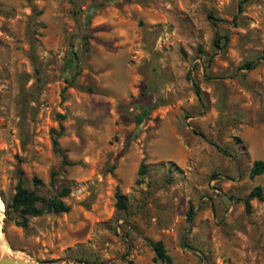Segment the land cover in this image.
<instances>
[{
	"label": "rangeland",
	"instance_id": "1",
	"mask_svg": "<svg viewBox=\"0 0 264 264\" xmlns=\"http://www.w3.org/2000/svg\"><path fill=\"white\" fill-rule=\"evenodd\" d=\"M239 1L0 0L5 254L264 264V172L249 175L264 159V0ZM19 178L46 197L67 187L70 210L23 215L10 206Z\"/></svg>",
	"mask_w": 264,
	"mask_h": 264
},
{
	"label": "trees",
	"instance_id": "2",
	"mask_svg": "<svg viewBox=\"0 0 264 264\" xmlns=\"http://www.w3.org/2000/svg\"><path fill=\"white\" fill-rule=\"evenodd\" d=\"M245 0H240L238 4V10L241 11L243 8V2ZM228 41V35H218L216 34L214 37V44L217 48H222L223 45ZM257 65V60H247L242 64V68L252 69ZM80 72V68L78 65V60L76 64V70L73 74L75 77ZM153 108V104L149 106H141L140 112L134 115V121L136 124H140L145 117L148 116L149 112ZM54 144H57L56 139L53 140ZM145 172L144 165L141 164L138 170L139 174ZM264 172V159L254 160L252 166L250 168L249 175L254 177ZM36 181L37 178H34ZM51 186L55 189L56 184L52 178ZM69 189L67 187H63L61 190H58L54 195L46 197L40 194H37L34 190L29 189L24 185L21 178L18 179L15 185V191L13 193L10 206L16 209H19L23 215H41L45 212H68L70 210V205L65 203L62 199L68 193ZM253 197L262 198L261 188L259 186L254 187L246 196L245 204L249 207V200ZM115 205L119 210L125 211L127 209V198L126 195L123 194L119 187L115 190ZM5 207H9V203H5ZM193 214L192 208L187 213L188 218H190ZM22 226H25V222H22ZM154 250L156 253V259L161 260L162 262L170 263L171 257L167 254V251L164 247V244L161 240L154 242Z\"/></svg>",
	"mask_w": 264,
	"mask_h": 264
},
{
	"label": "water",
	"instance_id": "3",
	"mask_svg": "<svg viewBox=\"0 0 264 264\" xmlns=\"http://www.w3.org/2000/svg\"><path fill=\"white\" fill-rule=\"evenodd\" d=\"M1 205V204H0ZM0 264H62L59 261L34 260L18 257L4 252L0 255Z\"/></svg>",
	"mask_w": 264,
	"mask_h": 264
},
{
	"label": "bare ground",
	"instance_id": "4",
	"mask_svg": "<svg viewBox=\"0 0 264 264\" xmlns=\"http://www.w3.org/2000/svg\"><path fill=\"white\" fill-rule=\"evenodd\" d=\"M0 249H1V248H0ZM1 250H2V249H1ZM2 251H3V250H2ZM3 252H4V251H3ZM3 252L0 251V255H1V253H3Z\"/></svg>",
	"mask_w": 264,
	"mask_h": 264
}]
</instances>
